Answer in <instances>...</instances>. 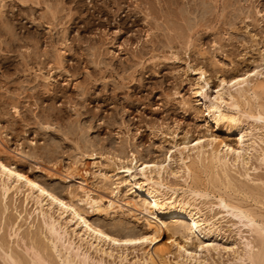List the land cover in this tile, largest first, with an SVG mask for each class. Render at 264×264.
Listing matches in <instances>:
<instances>
[{"label": "rangeland", "instance_id": "1", "mask_svg": "<svg viewBox=\"0 0 264 264\" xmlns=\"http://www.w3.org/2000/svg\"><path fill=\"white\" fill-rule=\"evenodd\" d=\"M256 63L264 65V0H0V151L60 195L89 194L101 198L105 206L112 198L125 204L116 212L88 211L107 229L138 232L154 218L140 212L146 204L134 190L135 182L123 172L101 181L98 171H112L118 158L132 153L143 159L163 158L171 143L187 133L195 137L214 132L234 141V135L227 138L224 127L215 130L207 122L204 103L194 93L201 84L194 70L207 72L206 93L213 97L217 75ZM259 98L254 104L264 106V90ZM239 122L237 128L249 131L258 149L264 148L259 141H264L262 122L241 116ZM259 151H253L247 165L229 171L235 182L252 187L254 196H247V190L228 193L222 184H216L223 187L218 190L205 184L207 176L201 172L210 195L195 198L189 195L181 170L164 174V185L176 193L160 188L157 198L164 201L176 195L200 210L207 230L213 231L211 239L218 243V252L211 250L206 262L193 264H240L237 253L224 247L230 242L242 245L245 238L257 244L246 227L212 203L227 193L256 208L264 219V166L258 161ZM117 189L120 199L112 196ZM12 194L4 210L0 191V242L5 249L12 245L28 264L31 239L38 234L37 239L48 246L49 238L36 205ZM17 227L21 238L27 232L35 237L23 242L12 236ZM68 228L72 231V224ZM72 236L80 242L78 235ZM166 238L163 231L159 240ZM234 248L242 256L240 246ZM131 250L123 262L120 253L103 261L138 264L141 250ZM90 254L100 257L94 249ZM3 256L0 250V264H7ZM170 259L173 264L182 262L175 255Z\"/></svg>", "mask_w": 264, "mask_h": 264}, {"label": "bare ground", "instance_id": "2", "mask_svg": "<svg viewBox=\"0 0 264 264\" xmlns=\"http://www.w3.org/2000/svg\"><path fill=\"white\" fill-rule=\"evenodd\" d=\"M194 71L198 73L201 81L194 93L204 103L207 122L213 124L215 130L224 127L227 130V138L234 135V141L224 140L225 138H220L214 132L203 133L195 137L187 133L183 135L180 141L171 143L163 158L143 159L144 157H138L132 153L129 158H118V163H115L117 166L112 171H98L97 175L101 181H107L111 176L114 177L123 172L128 180L135 182L134 190L140 194L138 197L144 205L146 204V207L140 212H149L153 215L152 219L154 218L152 221L148 220L146 228L138 232L107 229L99 222L93 221L90 216L91 211H88L92 209L98 213L108 210L116 212L121 210L125 204L117 203L113 198H107L108 203L105 206L101 198L96 199L90 197L89 194H85L83 198L77 197V194L75 195L73 192H69L66 196L60 195L34 176L30 170H25L17 162L12 161L5 152L0 151V191L5 203H2L4 210H8L7 200L11 192L14 196L22 195L25 202L32 201L41 217V227L45 229L48 234L46 237L49 238L48 246L46 244L44 246V241L37 239V233L36 237L34 236L35 239L33 236H29L30 233L27 232L29 237L35 239H31L32 243L30 242L31 245L27 247L31 254V262L29 261L28 264H105L103 259L106 256L113 257L114 253H120L118 258L123 262V260H127L125 254L131 249L141 250V262H137L138 264H173L170 259L171 255L182 260V262L176 260L174 264H193V262H206L211 250L218 252L216 238L211 239L213 231L211 227L207 230L205 226L207 222L201 218L200 210L195 211L188 202L177 200L176 195L160 201L156 194L160 192V188L170 189L164 185V174L169 176L176 174L178 170H181L180 173L183 174L182 178L188 186L189 195L195 198L209 197L210 194L205 184L217 187L220 185L216 184H222L226 188L225 190L228 189V193L229 190L232 192H246L247 190L249 193L251 190L253 191L248 184L235 182L236 178L233 175L232 178L229 171L235 169L231 168L232 166L247 165L253 151L258 152L259 149L258 161L264 166V148L260 146L261 148L258 149L259 143L256 139L250 138L249 131L245 132L242 127L237 128L238 123H240V116L259 120L264 128V106L253 102L259 98V93L264 90V65L256 63L251 68L234 69L226 74H216L215 85L217 90L213 97L206 93L210 84L207 72L201 68ZM259 141L264 144L263 140ZM72 169L75 171V166ZM201 172L207 176V181H204L205 184L202 182ZM73 173H70V178L74 176ZM239 175L241 176V174ZM119 183L116 182L117 186H115L118 189L121 185ZM220 187L217 189L219 190ZM257 187L254 188L257 189ZM118 189L112 196L120 199ZM170 190H172L173 195L176 193L175 191L173 193V188ZM249 193L247 196L253 195V193ZM258 193L259 191L256 192L257 195ZM142 195L147 198H142ZM225 196L228 197L229 195L223 193V195L220 194L215 197L216 201H213L215 203L212 205L224 209L225 213L232 215L238 223L246 227L247 234L257 240V244L254 240V242L250 241L251 238L250 240L245 238L242 245L230 242L231 245L224 248L233 252L232 254L237 253L240 264H264V219L261 218V212L259 211V214L258 210L255 211L256 208L253 210L251 205L250 208L247 204L244 203L246 206L242 204L244 199L241 203L238 200H233L232 197L228 198H232L233 201L227 199ZM247 196H245L246 199H248ZM253 200L256 199L253 197ZM124 202L129 203L125 200ZM135 203H133L134 206ZM140 205L142 206V204ZM60 219H65L66 223L62 224ZM68 224H72V231L68 228ZM11 228L13 229V227ZM18 230V227L14 229L12 236H20V239L26 242L25 239L28 236L23 235L21 238V235H18ZM163 231L167 233V240L160 242L159 236ZM72 235H78L80 242H76ZM2 240L4 241V239ZM26 244L23 243V245ZM235 245L240 246L239 250H242V256H239L238 250L234 248ZM5 246L1 244L0 250L2 253L4 252L5 257H3L7 264H27L24 258L21 259L19 254L17 255L14 253L15 251H12V245V248L8 245V249H5ZM9 248L11 249L9 250ZM91 249L100 253V257L93 258L90 254ZM53 254L56 255L57 259Z\"/></svg>", "mask_w": 264, "mask_h": 264}]
</instances>
